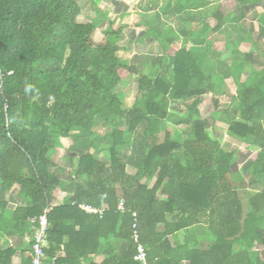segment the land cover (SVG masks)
<instances>
[{"label": "trees", "instance_id": "trees-1", "mask_svg": "<svg viewBox=\"0 0 264 264\" xmlns=\"http://www.w3.org/2000/svg\"><path fill=\"white\" fill-rule=\"evenodd\" d=\"M78 18L86 12L74 0H0V264H13L18 249L19 264H31L24 237L44 210V264L55 255L57 264H144L134 260V212L145 264H264V71L234 78L235 94L220 80L212 94L230 103L207 107L200 59L182 48L157 60L154 80L139 78L123 110L119 96L136 70L116 57L120 29L98 43L96 25ZM217 123L228 126L224 145L212 139ZM80 133L93 153L77 159L72 195L51 205L59 181L49 157ZM240 144L256 154L236 171ZM259 180L263 189L249 190ZM15 185L22 204L9 211L5 193ZM82 204L105 209L89 214ZM197 226L209 231L199 240Z\"/></svg>", "mask_w": 264, "mask_h": 264}, {"label": "crops", "instance_id": "crops-1", "mask_svg": "<svg viewBox=\"0 0 264 264\" xmlns=\"http://www.w3.org/2000/svg\"><path fill=\"white\" fill-rule=\"evenodd\" d=\"M74 1L86 12L85 20H90L96 25L98 43L108 30L120 29L116 41V57L127 67L136 70V74L130 77L132 82L127 81L129 88L135 84L138 86L139 78L143 75L154 80L153 69L157 60L176 55L182 48L187 52L193 51L194 59H200L196 61L200 63L201 69L203 68L201 72H208L205 77L209 88V97L205 99L207 107H213V100L217 99L212 90L215 84L220 85V80L223 81L222 87L226 86L232 92L228 85L237 89L234 78L242 83L251 78L253 71H264V0ZM233 56L238 58V64L234 63ZM235 65L238 66L233 72ZM238 72L240 74H237ZM218 98L221 100L229 97ZM228 100L227 105L230 98ZM223 107L226 106H221L220 109ZM206 115L209 117L210 112L203 118H206ZM69 139H72L71 145L66 149L64 163L51 160L50 170L59 181V191L51 205H59L72 195L75 190L72 169L77 159L91 149L83 144L87 142L86 134L80 133ZM238 148L243 149L244 155L237 154L238 159L234 166L236 171H240L242 166L246 169L247 158L253 155L249 153L256 151L245 144H240ZM67 169L71 170V173ZM244 176L252 178L253 174L245 171ZM260 180L249 183V190H262ZM19 192V187L15 185L5 193L9 211L22 204ZM2 243L1 240L0 245ZM115 243L118 250H126L129 247L125 240H116ZM20 252L19 249L16 250L12 258L13 264L20 263Z\"/></svg>", "mask_w": 264, "mask_h": 264}, {"label": "rangeland", "instance_id": "rangeland-1", "mask_svg": "<svg viewBox=\"0 0 264 264\" xmlns=\"http://www.w3.org/2000/svg\"><path fill=\"white\" fill-rule=\"evenodd\" d=\"M198 2V1H197ZM196 4V3H195ZM205 10H207V6L205 7ZM88 19V18H87ZM79 22H82V23H87L88 21H86V20H81V19H77ZM168 61V60H167ZM202 73H203V75L206 77L207 75H208V72H206V71H202ZM232 85V84H231ZM228 87H230L231 88V91L232 92H235L236 93V88H235V86H229L228 85ZM123 89H124V87H121L120 85H117L115 88H114V94H120L122 91H123ZM129 90H127V91H125L124 93H122V95L121 96H119V99H120V102L122 103V109L123 110H128L130 107H131V105L133 104V102H134V99H135V94L137 93L136 91H137V89H138V86L135 84L134 86H132L131 88H128ZM220 98H217L216 99V103H217V105L219 106V107H221V106H227V104H228V102H229V98H227V99H221V100H219ZM220 109V108H219ZM209 115V114H208ZM208 115H206V118H208ZM238 119V118H237ZM217 125H218V127H219V129L217 130L218 132H216L212 137V139L213 140H218L220 143H221V145H224L225 143H226V141H227V138H228V135H227V133H228V128L225 126V125H221V124H219V123H217ZM209 131H211V130H209ZM71 140L72 139H69V138H62L61 139V141H60V146L59 147H57V148H55V150H54V152L50 155V160H53V162L55 161L56 163H64V161H65V159H66V152H67V150L66 149H68L69 147H70V145H71ZM259 150V149H258ZM257 150V151H258ZM238 152H243L244 153V151H243V149H241V148H238ZM256 151H253L252 150V152L251 153H249V154H256L255 153ZM87 153H90V154H92L93 153V150L92 149H90V150H88V152ZM99 156V158L100 159H104L105 161L108 159V157H106V155H105V153L104 154H99L98 155ZM251 156V155H250ZM251 157H253V155L251 156ZM255 158V157H254ZM68 170V172H70L71 170H69V169H67ZM239 196L241 197V198H244L243 197V194H239ZM242 200H244V199H242ZM244 203V202H243ZM245 208H246V206L244 205V210H245ZM246 211V210H245ZM244 215V214H243ZM207 227V226H206ZM205 226H203V227H200V226H197V228L195 229V231H194V237L196 238V239H198L199 240V234H206V233H209V231L207 230V228H206ZM27 236V235H26ZM26 236L24 237V240L26 239ZM191 237V236H190ZM189 237V238H190ZM180 241L181 242H184V241H186L187 239H188V237H187V234H181L180 235ZM28 240V239H27ZM26 243H28L27 241H25L24 242V244H26ZM200 243V246H205V245H207L208 243L207 242H203V241H200L199 242ZM258 247L257 246H255V249H257ZM261 248L259 247V250H260ZM180 264H189V262L188 261H182Z\"/></svg>", "mask_w": 264, "mask_h": 264}, {"label": "built area", "instance_id": "built-area-1", "mask_svg": "<svg viewBox=\"0 0 264 264\" xmlns=\"http://www.w3.org/2000/svg\"><path fill=\"white\" fill-rule=\"evenodd\" d=\"M81 210H84L86 213L89 214H99L100 216L102 215L105 207L101 208H95L87 204H82L79 206ZM119 208H123V201H120L119 203ZM49 210H44L43 213L37 217V218H31L29 222L31 225L33 224H38L37 227H34V233L33 235H27L25 241L27 242H32L31 243V249H32V259H31V264H44L45 260V253H44V248L47 246L46 241H45V233H46V228H47V213ZM133 216H136L133 213ZM28 239V240H27ZM133 239L135 242L138 241V233L135 229V225H133ZM135 259L142 261L143 263L145 262V255L144 251L141 246L138 247V255L135 257ZM58 261V255H55L49 264H57Z\"/></svg>", "mask_w": 264, "mask_h": 264}, {"label": "clouds", "instance_id": "clouds-1", "mask_svg": "<svg viewBox=\"0 0 264 264\" xmlns=\"http://www.w3.org/2000/svg\"><path fill=\"white\" fill-rule=\"evenodd\" d=\"M100 208H101V207H100ZM134 214H135L136 216H133V214H132V217L134 218V223H133V225H135V229H136V231H137V233H138L139 231H138L137 213L134 212ZM30 219H31V218H30ZM133 225H132V229H133ZM133 242L137 245V247H136L137 252H136V254H135V256H134V260H135V261H138V262H142V261H139V260L135 259V257L138 255V247L141 246L142 249H143V251H144V255H145V259H144V261H145L144 264H145V263H146V252H145V249L143 248V246H142L140 243H138V241L135 242V241L133 240ZM142 263H143V262H142Z\"/></svg>", "mask_w": 264, "mask_h": 264}, {"label": "bare ground", "instance_id": "bare-ground-1", "mask_svg": "<svg viewBox=\"0 0 264 264\" xmlns=\"http://www.w3.org/2000/svg\"><path fill=\"white\" fill-rule=\"evenodd\" d=\"M163 67V66H162Z\"/></svg>", "mask_w": 264, "mask_h": 264}]
</instances>
